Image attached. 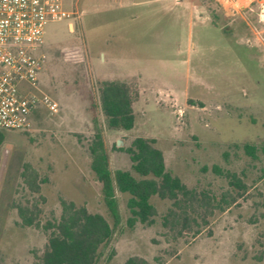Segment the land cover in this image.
<instances>
[{"label":"rangeland","instance_id":"374dc122","mask_svg":"<svg viewBox=\"0 0 264 264\" xmlns=\"http://www.w3.org/2000/svg\"><path fill=\"white\" fill-rule=\"evenodd\" d=\"M64 10L65 20L46 27L35 91L58 112L39 105L28 131H2L0 264H30L47 244L48 233L22 226L14 208L37 197L23 185L25 163L44 180L42 223L60 217L65 199L112 226L90 166L91 102L111 171H131L125 149L133 139H154L167 170L195 193L184 208L153 197V223L130 228L129 195L117 191L121 224L99 264L135 256L149 264H264V0H64ZM103 81L138 93L131 130L106 126ZM245 143L258 148L256 159Z\"/></svg>","mask_w":264,"mask_h":264},{"label":"trees","instance_id":"16d2710c","mask_svg":"<svg viewBox=\"0 0 264 264\" xmlns=\"http://www.w3.org/2000/svg\"><path fill=\"white\" fill-rule=\"evenodd\" d=\"M137 97L138 93L126 83L101 82L98 109L109 129L128 131L134 127V102ZM90 109L95 123V133L89 145L90 166L101 184L103 200L113 224L111 226L100 214L90 213L85 206H77L65 199L60 200V217L42 223L40 205L45 203V198L41 195L44 180L29 163H25L20 173L23 185L30 194L37 197L33 200L19 201L15 203L14 208L22 226L35 227L48 233L43 253L30 264H99L103 249L108 247L116 228L121 224L117 191L129 195L127 208L130 216L127 225L130 228L138 222L153 223V218L157 214L152 203L155 196L162 200H171L180 208L186 207L195 198L194 191L167 170L164 155L155 146L154 139L144 137L133 139L130 146L125 149L131 162V171L120 169L111 171L102 132L96 127L94 102H91ZM3 139L4 134L0 131V145ZM243 150L251 158H257L258 148L255 145L245 143ZM260 152L264 158V143ZM213 170L217 174H223L217 166H214ZM226 176L231 179L230 185L241 186L235 175ZM111 256L112 252L108 258ZM123 264L149 263L144 258L135 256L128 258Z\"/></svg>","mask_w":264,"mask_h":264},{"label":"built area","instance_id":"2783aa9c","mask_svg":"<svg viewBox=\"0 0 264 264\" xmlns=\"http://www.w3.org/2000/svg\"><path fill=\"white\" fill-rule=\"evenodd\" d=\"M69 15L64 0H0V131H28L39 105L58 112L55 101L35 91L47 61L46 27Z\"/></svg>","mask_w":264,"mask_h":264},{"label":"water","instance_id":"95a60500","mask_svg":"<svg viewBox=\"0 0 264 264\" xmlns=\"http://www.w3.org/2000/svg\"><path fill=\"white\" fill-rule=\"evenodd\" d=\"M117 147H121L123 145V142L121 140H118L116 142Z\"/></svg>","mask_w":264,"mask_h":264},{"label":"crops","instance_id":"0c3cea01","mask_svg":"<svg viewBox=\"0 0 264 264\" xmlns=\"http://www.w3.org/2000/svg\"><path fill=\"white\" fill-rule=\"evenodd\" d=\"M151 1H160V0H151Z\"/></svg>","mask_w":264,"mask_h":264}]
</instances>
